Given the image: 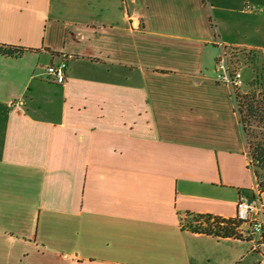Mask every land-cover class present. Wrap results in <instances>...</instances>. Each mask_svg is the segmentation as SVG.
<instances>
[{"label": "crops", "instance_id": "obj_1", "mask_svg": "<svg viewBox=\"0 0 264 264\" xmlns=\"http://www.w3.org/2000/svg\"><path fill=\"white\" fill-rule=\"evenodd\" d=\"M0 44V264L255 263L191 225L253 191L216 63L264 62V0H0Z\"/></svg>", "mask_w": 264, "mask_h": 264}, {"label": "built area", "instance_id": "obj_2", "mask_svg": "<svg viewBox=\"0 0 264 264\" xmlns=\"http://www.w3.org/2000/svg\"><path fill=\"white\" fill-rule=\"evenodd\" d=\"M234 52H223L217 59L216 79L221 83H226L233 88L236 93L245 86L243 67H241L235 58ZM72 56L64 57L59 63L51 64L47 67V73L50 79L57 83H64L67 78L68 60ZM249 166L253 169L252 160L249 156ZM262 188L259 182L255 181L252 193H242L237 201L236 219L247 225V229L242 231V236L250 238L252 247L250 252L256 254L259 258L254 264H264V208L262 203ZM257 213L256 218L254 214Z\"/></svg>", "mask_w": 264, "mask_h": 264}, {"label": "trees", "instance_id": "obj_3", "mask_svg": "<svg viewBox=\"0 0 264 264\" xmlns=\"http://www.w3.org/2000/svg\"><path fill=\"white\" fill-rule=\"evenodd\" d=\"M26 49L22 46L0 44V52L11 56H20ZM259 78V79H258ZM255 81L256 84H260L262 90L260 94L256 91L242 94L239 91L236 93L237 109L240 115V121L243 126V130L246 132L248 126L253 119L259 123L264 122V67L261 75ZM252 162H255L256 167L264 169V138L260 141H254L251 145L250 153H248ZM256 178L260 184V187L264 191V176L258 171L254 170ZM197 221L200 219H206V226L191 225L192 229L197 232H204L207 234H215L222 237H239V227L242 222L235 218H221L211 215H198Z\"/></svg>", "mask_w": 264, "mask_h": 264}, {"label": "rangeland", "instance_id": "obj_4", "mask_svg": "<svg viewBox=\"0 0 264 264\" xmlns=\"http://www.w3.org/2000/svg\"><path fill=\"white\" fill-rule=\"evenodd\" d=\"M239 55L235 53V58L238 61L239 65L243 67V74L245 80V86L238 90L240 93H250L256 91L260 94L262 87L260 84H256L255 81L258 80L259 76L261 75L264 67V62L258 59L260 52L256 50L246 51L243 50L242 52H237ZM260 58V57H259ZM258 78V79H257ZM245 143L247 146V152L250 153L251 145L254 141H260L264 138V122L259 123L257 120L253 119L248 126V130L244 131ZM253 170H258L264 176V169L256 167L255 162H252ZM257 179V178H256ZM258 181V179H257ZM203 221L205 222L203 226H206V219L204 218Z\"/></svg>", "mask_w": 264, "mask_h": 264}]
</instances>
